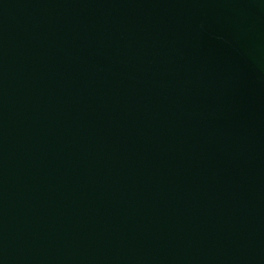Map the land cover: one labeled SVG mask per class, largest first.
<instances>
[{
	"label": "water",
	"instance_id": "obj_1",
	"mask_svg": "<svg viewBox=\"0 0 264 264\" xmlns=\"http://www.w3.org/2000/svg\"><path fill=\"white\" fill-rule=\"evenodd\" d=\"M0 264H264V0H0Z\"/></svg>",
	"mask_w": 264,
	"mask_h": 264
}]
</instances>
